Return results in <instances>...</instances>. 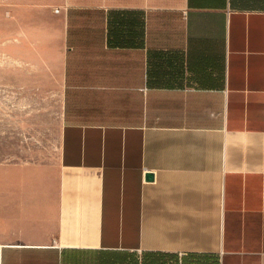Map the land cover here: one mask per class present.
Listing matches in <instances>:
<instances>
[{"label":"crops","instance_id":"1","mask_svg":"<svg viewBox=\"0 0 264 264\" xmlns=\"http://www.w3.org/2000/svg\"><path fill=\"white\" fill-rule=\"evenodd\" d=\"M9 20L63 89L57 161L0 168V264H264V0Z\"/></svg>","mask_w":264,"mask_h":264},{"label":"rangeland","instance_id":"2","mask_svg":"<svg viewBox=\"0 0 264 264\" xmlns=\"http://www.w3.org/2000/svg\"><path fill=\"white\" fill-rule=\"evenodd\" d=\"M38 1L0 0V168L49 166L58 157L63 89L59 66L56 62L46 70L30 50L10 48L15 27L9 20L10 3Z\"/></svg>","mask_w":264,"mask_h":264},{"label":"water","instance_id":"3","mask_svg":"<svg viewBox=\"0 0 264 264\" xmlns=\"http://www.w3.org/2000/svg\"><path fill=\"white\" fill-rule=\"evenodd\" d=\"M147 178H148V179L153 178V174H152V173L147 174Z\"/></svg>","mask_w":264,"mask_h":264}]
</instances>
